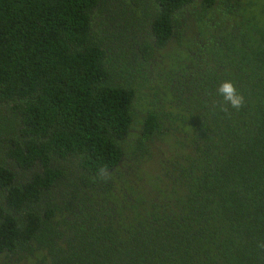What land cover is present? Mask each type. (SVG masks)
<instances>
[{
  "label": "trees",
  "instance_id": "1",
  "mask_svg": "<svg viewBox=\"0 0 264 264\" xmlns=\"http://www.w3.org/2000/svg\"><path fill=\"white\" fill-rule=\"evenodd\" d=\"M261 2L0 0V264H264Z\"/></svg>",
  "mask_w": 264,
  "mask_h": 264
},
{
  "label": "clouds",
  "instance_id": "2",
  "mask_svg": "<svg viewBox=\"0 0 264 264\" xmlns=\"http://www.w3.org/2000/svg\"><path fill=\"white\" fill-rule=\"evenodd\" d=\"M216 92L218 96L222 97V110L225 112L229 109L238 112L246 106L245 96L241 94L231 79L220 82Z\"/></svg>",
  "mask_w": 264,
  "mask_h": 264
},
{
  "label": "rangeland",
  "instance_id": "3",
  "mask_svg": "<svg viewBox=\"0 0 264 264\" xmlns=\"http://www.w3.org/2000/svg\"><path fill=\"white\" fill-rule=\"evenodd\" d=\"M261 5H264V0H262V2L260 3Z\"/></svg>",
  "mask_w": 264,
  "mask_h": 264
}]
</instances>
